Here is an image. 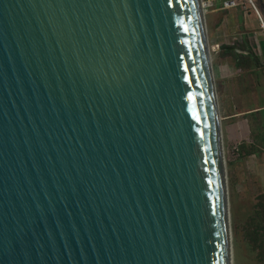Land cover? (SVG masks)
Wrapping results in <instances>:
<instances>
[{
    "label": "water",
    "instance_id": "95a60500",
    "mask_svg": "<svg viewBox=\"0 0 264 264\" xmlns=\"http://www.w3.org/2000/svg\"><path fill=\"white\" fill-rule=\"evenodd\" d=\"M202 0H0V264H233Z\"/></svg>",
    "mask_w": 264,
    "mask_h": 264
},
{
    "label": "rangeland",
    "instance_id": "374dc122",
    "mask_svg": "<svg viewBox=\"0 0 264 264\" xmlns=\"http://www.w3.org/2000/svg\"><path fill=\"white\" fill-rule=\"evenodd\" d=\"M240 1L248 6L246 16L238 8L217 12L219 17L213 19L215 21L217 18L218 30L214 29V21L210 19L216 7L206 12L207 39L212 49V67L219 108L221 117L222 114L224 117L221 126L231 214L233 264H264L259 257L264 255V189L259 185L253 186L258 182L248 173L247 161H237V147L233 142L231 126V75L235 72L237 60H249L250 55H245V52L249 51L253 55L250 49L253 37L256 41L259 40L260 44H264L261 27L264 21V0L257 2L258 14H255L247 0ZM240 17L246 19L242 21V25L244 26L245 22L253 37L251 33L248 37L242 35ZM245 32L247 33V29ZM247 63L249 65L248 61ZM261 180L264 182V177Z\"/></svg>",
    "mask_w": 264,
    "mask_h": 264
},
{
    "label": "crops",
    "instance_id": "0c3cea01",
    "mask_svg": "<svg viewBox=\"0 0 264 264\" xmlns=\"http://www.w3.org/2000/svg\"><path fill=\"white\" fill-rule=\"evenodd\" d=\"M222 5L223 2H216V10L212 12L211 20L219 17L217 12L224 11L220 10ZM238 9L246 16L247 8ZM240 18V31L243 36L248 37L251 31L245 22L244 26L242 25V21L246 19ZM216 21L217 18L214 21V29L218 30L219 26ZM251 37H253L252 33ZM253 39L250 49L254 56L249 51L244 53L250 55L247 60L249 65L243 58L241 61L237 60L235 72L231 75L233 93L231 126L233 142L237 147V161H247L248 173L258 182L253 186L259 185L264 189V182L261 180L264 177V44H260L259 40L256 41L254 37ZM248 70L250 72H247ZM222 108L224 110L223 106Z\"/></svg>",
    "mask_w": 264,
    "mask_h": 264
},
{
    "label": "built area",
    "instance_id": "2783aa9c",
    "mask_svg": "<svg viewBox=\"0 0 264 264\" xmlns=\"http://www.w3.org/2000/svg\"><path fill=\"white\" fill-rule=\"evenodd\" d=\"M221 1L223 2L222 7L220 10H226V9H233V8H247L246 4L240 0H202V7L206 12L211 10L212 8L216 7L215 3ZM247 3L250 4V6L254 9L255 14H258V8H257V0H247ZM262 27H264L263 21H262Z\"/></svg>",
    "mask_w": 264,
    "mask_h": 264
},
{
    "label": "trees",
    "instance_id": "16d2710c",
    "mask_svg": "<svg viewBox=\"0 0 264 264\" xmlns=\"http://www.w3.org/2000/svg\"><path fill=\"white\" fill-rule=\"evenodd\" d=\"M257 2H258V0H257ZM259 257H260L261 260L264 261V255L261 254Z\"/></svg>",
    "mask_w": 264,
    "mask_h": 264
},
{
    "label": "bare ground",
    "instance_id": "6f19581e",
    "mask_svg": "<svg viewBox=\"0 0 264 264\" xmlns=\"http://www.w3.org/2000/svg\"><path fill=\"white\" fill-rule=\"evenodd\" d=\"M263 28V30H264V27H262Z\"/></svg>",
    "mask_w": 264,
    "mask_h": 264
},
{
    "label": "flooded vegetation",
    "instance_id": "af4514ba",
    "mask_svg": "<svg viewBox=\"0 0 264 264\" xmlns=\"http://www.w3.org/2000/svg\"><path fill=\"white\" fill-rule=\"evenodd\" d=\"M264 31V30H263Z\"/></svg>",
    "mask_w": 264,
    "mask_h": 264
}]
</instances>
